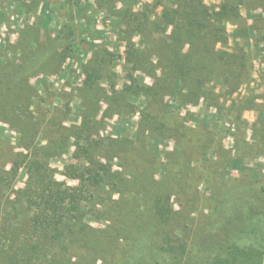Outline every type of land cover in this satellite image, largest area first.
<instances>
[{
    "label": "rangeland",
    "instance_id": "obj_1",
    "mask_svg": "<svg viewBox=\"0 0 264 264\" xmlns=\"http://www.w3.org/2000/svg\"><path fill=\"white\" fill-rule=\"evenodd\" d=\"M170 1L0 0L2 91L18 84L23 67L34 58L30 53L35 42H27L34 37L28 32L39 29L37 37L42 40L45 28L52 34L61 25L74 28L71 49L55 50L65 51L56 67L51 66L53 59L43 64L44 69L40 65L26 67L27 72L20 77L21 87L12 90L15 100L23 98V91L30 92L28 100H21L24 107L16 102L9 119L0 115V172L2 167L9 171L12 162H18L19 154L28 155V159L50 156L48 168L67 187L78 186V180L73 178L84 172L83 181L79 180L82 199L94 203L92 216L84 217L91 231L87 243L74 245L72 264H125L137 257L130 250V237H126L131 231L127 227L130 215L124 216L120 210L124 206L127 210L139 209L143 204L136 182L137 171L144 166L157 187L160 182L168 183V203L174 211H180L172 214L166 225L158 218L148 221L147 225L153 224L155 230L147 234V248H161L164 239L172 245L182 238L190 242L197 231L207 233L199 248L208 251L228 234L242 239L247 246L264 248V218H250L221 233L216 230L217 207L229 199L230 188L240 185L264 203V51L258 42L261 33L257 22L263 14L252 6L253 0L235 1H239L240 18L224 24V39L216 44L220 54L214 73L225 75L212 80L204 94L194 104H188L161 90L160 85L155 87L156 73L147 69L149 64L138 68L134 61L135 49H143L146 41L149 48L168 45L170 29L161 33L156 24ZM223 1L202 0L215 11ZM236 50L245 57L247 76L236 90H231V78L226 77L231 71L229 58ZM88 63L99 69L92 91L84 88V68ZM5 67H10L11 75H7ZM131 77L148 88L136 90ZM209 92L210 103L204 97ZM84 97L98 108L94 120L99 125L92 132L85 130L70 136L62 149L57 136L65 128L80 125ZM160 120L170 132L159 126ZM179 121L188 131L181 129ZM32 134L34 137L29 138ZM90 150L92 158L85 155ZM95 166L100 176L85 173ZM27 178L23 165L11 182L0 173V184L5 187L2 195L9 194V183L14 190L24 188ZM110 206H116L121 221L116 220V214H109ZM134 247L136 252L141 248ZM146 250L139 253L143 264H149Z\"/></svg>",
    "mask_w": 264,
    "mask_h": 264
},
{
    "label": "trees",
    "instance_id": "obj_2",
    "mask_svg": "<svg viewBox=\"0 0 264 264\" xmlns=\"http://www.w3.org/2000/svg\"><path fill=\"white\" fill-rule=\"evenodd\" d=\"M235 1L224 0L219 11H215L213 7L210 9L205 6L202 0L170 1V7L164 8L160 23L156 24L157 28L160 27L161 33L165 34L166 29H170L169 35H167L168 45L166 43L155 45V48L152 45V48H149L146 41V46L143 49H135L137 53L134 61L137 67L141 68L144 63H148L147 69L156 73L155 87L160 85L161 90L164 89L170 95H176L183 103L194 104L204 94L207 84L212 80L215 82L225 75L214 73V63L220 54L216 50V44L224 39V24L228 21L235 22L240 18L239 1L236 2L237 4ZM241 1L244 2V0ZM245 1L247 2V0ZM253 1L254 5L252 6L256 9L259 8L263 14L257 22L261 33L258 42L262 44L264 51V0ZM252 6L247 5L249 9L254 8ZM33 30L28 34L34 38L27 39V42L31 43V40L35 42L33 53H30L31 56L34 55V58L23 67L24 70L20 72V77H23L27 70L33 69L34 66L40 65L39 68L44 69L43 64L46 66L50 59L55 61L51 66L56 67L65 51L56 53L55 50L60 47L71 49L70 39L74 34L72 25H61L59 29L53 31V34L45 28V37L42 40L37 37L38 32L40 34L39 29ZM244 58L238 50L229 58L231 71L226 78H231L233 86L231 90H236L247 76L245 75ZM98 63L99 61L96 64ZM5 68L8 69L7 75H11L10 67ZM140 70L142 74H146L144 69ZM98 71V68L90 67L89 63L85 66L84 88L86 87L90 91L95 89L94 76ZM20 77L16 80L18 84H14L13 88L6 87L7 89L3 91L0 89V115L6 119H9V114L16 102L20 108L24 107L22 101L28 100L31 96L25 88L26 92L23 91L21 94L23 98L13 99L12 90L20 85L22 81ZM131 81L134 82L136 90L141 86L145 89L148 88L141 81L132 79V77ZM221 82L224 84L226 80ZM24 93L27 95L25 96ZM209 96H212L210 92L204 96L208 103L211 102ZM7 109L8 112H6ZM97 110L98 108L87 103L86 97H84L80 125L65 128L57 136L58 144L62 146V149L70 136L81 134L85 130L92 132L97 129L99 123L94 120ZM178 124L181 129L188 131L183 123L179 121ZM159 126L165 128L166 132H170L163 120H160ZM174 130L177 132V126ZM34 135H30L29 138ZM85 155L88 158L91 157V150L86 151ZM27 156L17 155V158L20 157L18 162H14V164L12 162L9 171H5L2 167L0 172L10 182L22 165L28 174L25 187L21 190H14L11 183L7 185L9 194L6 197L2 195L5 192V187L0 184V264H72L74 245L87 243L89 241L87 236L91 231L86 227L84 217L92 216L94 203H86L82 199L84 192L80 182L83 181L81 178L84 176V172H81L82 175H78L77 178H73L78 180V186L67 187L64 182L57 181L54 173L48 168L46 163L50 156L32 159H28ZM91 163L97 165L95 161H91ZM97 166L95 169H87L85 173L93 174L95 177L100 176ZM137 172V195L143 204L139 209L132 207L131 210H127L124 206L120 210L124 216L125 213L130 215L131 222L127 227L131 231L126 237H130L128 242L131 245L130 250L138 254L131 260L132 263L125 264H143L144 258L140 257L139 253L144 248L147 249L146 258H149V264H264L263 246L260 248L247 246L243 244L242 239H234L229 234L217 241L209 251L199 248L201 239L207 237V233L202 231H197L190 242L182 238L177 241L176 245H172V243L169 244L168 239H164L165 243L161 248L158 247L156 250V247H151V245L150 248H147V234L155 230L153 224L147 225L148 221L158 218L162 224L166 225L172 214H179L180 211H174L173 206L168 203L167 182H160L157 187L150 177L149 169L145 166ZM229 191H232L227 195L229 197L227 200L230 203L227 204V200H225V202L222 201V206L217 207L216 230L218 233L253 217L264 218V203L260 201V198L248 194L246 189H242L240 185L230 188ZM3 199L5 200L2 201ZM115 210L116 206L114 208L110 206L109 214H116V220H120L118 219L119 213ZM144 220L147 222L142 224ZM143 233L146 238H143L145 237ZM116 235L119 233L117 232ZM167 236L168 234L165 237ZM134 245L141 247L138 252L135 251ZM142 256L144 255L142 254Z\"/></svg>",
    "mask_w": 264,
    "mask_h": 264
}]
</instances>
